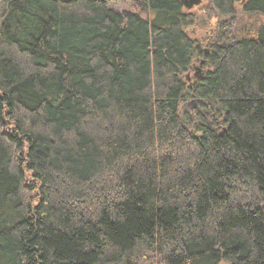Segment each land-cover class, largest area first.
<instances>
[{"label": "trees", "instance_id": "16d2710c", "mask_svg": "<svg viewBox=\"0 0 264 264\" xmlns=\"http://www.w3.org/2000/svg\"><path fill=\"white\" fill-rule=\"evenodd\" d=\"M137 2L0 0V264H264V0Z\"/></svg>", "mask_w": 264, "mask_h": 264}, {"label": "rangeland", "instance_id": "374dc122", "mask_svg": "<svg viewBox=\"0 0 264 264\" xmlns=\"http://www.w3.org/2000/svg\"><path fill=\"white\" fill-rule=\"evenodd\" d=\"M109 3V7H112L115 10L123 11V10H132L135 12H139L142 16L147 17L148 13L142 10L141 6L137 2V0H107ZM207 0H203L200 5L194 6L192 8H186V13L194 14L195 22L191 23L187 26L188 33L196 39L203 40L205 37L213 31V28L216 26L217 20L208 21L205 15H203V11L200 10L201 6H205ZM239 7L240 4H237ZM240 8V7H239ZM152 15V14H151ZM248 15H242L239 13L238 20L240 26L242 25H250L254 20ZM252 21V22H251ZM193 69V70H192ZM191 70L185 71L181 76L183 80H190L194 74H203V71L200 68L199 63L193 66ZM195 70V71H194ZM198 103L196 101H190L187 104L188 108L197 107Z\"/></svg>", "mask_w": 264, "mask_h": 264}, {"label": "water", "instance_id": "95a60500", "mask_svg": "<svg viewBox=\"0 0 264 264\" xmlns=\"http://www.w3.org/2000/svg\"><path fill=\"white\" fill-rule=\"evenodd\" d=\"M186 8H192L194 6L200 5L202 0H181Z\"/></svg>", "mask_w": 264, "mask_h": 264}, {"label": "flooded vegetation", "instance_id": "af4514ba", "mask_svg": "<svg viewBox=\"0 0 264 264\" xmlns=\"http://www.w3.org/2000/svg\"><path fill=\"white\" fill-rule=\"evenodd\" d=\"M203 1V0H202Z\"/></svg>", "mask_w": 264, "mask_h": 264}]
</instances>
